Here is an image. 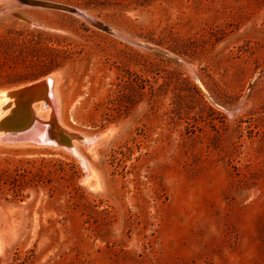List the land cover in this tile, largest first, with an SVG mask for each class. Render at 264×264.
Wrapping results in <instances>:
<instances>
[{
    "label": "rangeland",
    "instance_id": "1",
    "mask_svg": "<svg viewBox=\"0 0 264 264\" xmlns=\"http://www.w3.org/2000/svg\"><path fill=\"white\" fill-rule=\"evenodd\" d=\"M36 1L0 0V72L58 64L0 86L56 103H5L43 140L0 142V264H264V0Z\"/></svg>",
    "mask_w": 264,
    "mask_h": 264
},
{
    "label": "bare ground",
    "instance_id": "2",
    "mask_svg": "<svg viewBox=\"0 0 264 264\" xmlns=\"http://www.w3.org/2000/svg\"><path fill=\"white\" fill-rule=\"evenodd\" d=\"M33 1H36V0H33ZM45 3H48V2H45ZM52 4H55V3H52ZM53 76L54 75L48 76V77H46L44 79H41V80H39L37 82L31 83V84H28V85H23V86H20V87H17V88H11V89H7V90H4V89L0 90V122L5 118L6 114L11 110V107H12V105L14 103V101H10V102H8V104H5L8 101L9 96H11V92L12 91L23 90V89H26L28 87L30 89L29 92L26 93V94L25 93L21 94V95H23L24 99L28 98L29 104L31 106V110L36 115V117L38 115V110H40V108H41V110L48 108V109H50L52 115L55 114V104H56L55 100H54L55 99V94H54V91L51 88L52 84L54 83L53 79H52ZM49 87H50V89H49ZM36 117L33 116V115H29V117H28V121H29L28 126H26L25 130L23 131V133H25V135L23 137V139H24L23 141L42 142L43 138H42V134L40 132V125H39L38 119ZM30 130L33 133V134L31 133L32 135L31 134L30 135L27 134L28 131H30ZM0 132H1L0 133V140L4 139L5 141H14V142H16V140H14L15 136H14V134L12 132H8L6 130H3L1 128V126H0ZM109 132L110 131H106L103 134L95 137L94 139L85 140L84 142L86 144H94V142L97 139H99L100 137L107 136L109 134ZM70 136H71V134H70ZM49 140L53 141V143H56V144L58 143L56 141L57 139H55L52 136H51V138ZM84 166L87 169V175H85V179L83 180L82 183L83 184H87L89 179L93 176V173L91 172V170L88 167L86 162H84ZM97 183H98V181H97ZM94 186L97 187L96 183L94 184ZM0 249H1V238H0Z\"/></svg>",
    "mask_w": 264,
    "mask_h": 264
},
{
    "label": "trees",
    "instance_id": "3",
    "mask_svg": "<svg viewBox=\"0 0 264 264\" xmlns=\"http://www.w3.org/2000/svg\"><path fill=\"white\" fill-rule=\"evenodd\" d=\"M17 42V41H15ZM15 42H13V40L11 41H7V39L5 37H2L0 35V70L4 67H8L9 62L11 60L15 61L17 60L15 57L12 56L11 51L14 49L15 46ZM50 67L47 70H38L41 71L39 73L36 72H29L27 74L24 75H17V74H10V73H4V72H0V86H4V85H15V84H19V83H23L26 82L28 80H33L35 78H37L40 75H43L47 72H49L50 70L55 69L56 67H58L57 62H55V60H52V62H50V65L48 66ZM12 183V193L14 196H17L21 191H22V184H19L18 180L13 178V180L11 181Z\"/></svg>",
    "mask_w": 264,
    "mask_h": 264
},
{
    "label": "water",
    "instance_id": "4",
    "mask_svg": "<svg viewBox=\"0 0 264 264\" xmlns=\"http://www.w3.org/2000/svg\"><path fill=\"white\" fill-rule=\"evenodd\" d=\"M23 2L26 5H32V6H41V7H46V8H52V9H58V10H68V8L63 7L61 5H57V4H51V3H45V2H41V1H33V0H23ZM150 48H154V47H150ZM156 50H158L157 48H154ZM37 82V81H36ZM34 83V82H32ZM31 84V83H30ZM7 90L9 88L6 87H2L0 88V90ZM29 87L23 90H19V91H12L11 92V96H20L21 94H26L29 92ZM16 108L14 110H12V115L9 119V123H8V127L6 128V131L8 132H12L14 134V140H16V142H20L23 141V137L25 135V133H23V131L25 130L26 126H28V116L25 120L20 121V109L23 107H26L25 104H17L15 106ZM29 114V113H28ZM11 123V124H10ZM32 133V131H28V135H30ZM33 134V133H32ZM31 134V135H32ZM67 136V135H66ZM71 138V136H67V140L69 141V139ZM2 140V141H1ZM0 142H5L4 139H1ZM6 142H12V141H6ZM85 179V176L82 178L81 182H83V180Z\"/></svg>",
    "mask_w": 264,
    "mask_h": 264
},
{
    "label": "crops",
    "instance_id": "5",
    "mask_svg": "<svg viewBox=\"0 0 264 264\" xmlns=\"http://www.w3.org/2000/svg\"><path fill=\"white\" fill-rule=\"evenodd\" d=\"M16 108V107H15Z\"/></svg>",
    "mask_w": 264,
    "mask_h": 264
}]
</instances>
